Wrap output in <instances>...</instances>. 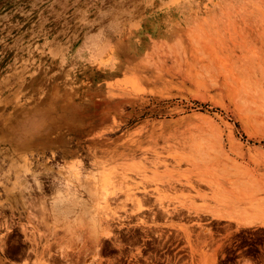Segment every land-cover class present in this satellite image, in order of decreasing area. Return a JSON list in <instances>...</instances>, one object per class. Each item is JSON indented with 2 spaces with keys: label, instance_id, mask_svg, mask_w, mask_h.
<instances>
[{
  "label": "rangeland",
  "instance_id": "1",
  "mask_svg": "<svg viewBox=\"0 0 264 264\" xmlns=\"http://www.w3.org/2000/svg\"><path fill=\"white\" fill-rule=\"evenodd\" d=\"M0 191V264H264V0H0Z\"/></svg>",
  "mask_w": 264,
  "mask_h": 264
},
{
  "label": "bare ground",
  "instance_id": "2",
  "mask_svg": "<svg viewBox=\"0 0 264 264\" xmlns=\"http://www.w3.org/2000/svg\"><path fill=\"white\" fill-rule=\"evenodd\" d=\"M13 155H14V154H13ZM11 159H12V158H11ZM25 159H26V158H25ZM12 160H13V159H12ZM26 160H27V159H26ZM29 162H30V160H29ZM2 164H3V163H2ZM25 164H26V163H25ZM32 164H33V163H32ZM95 164H96V163H95ZM27 165H28V163H27ZM30 165H31V164H30ZM23 166H25V165H23ZM28 166H29V165H28ZM41 166H42V165H41ZM94 166H95V165H94ZM19 167H20V166H19ZM19 167H18V168H19ZM60 167H61V166H60ZM81 167H82V166H81ZM25 168H26V167H25ZM39 168H40V167H39ZM23 169H24V168H23ZM63 169L65 170V168H63ZM69 169H70V168H69ZM70 170H71V169H70ZM20 171H21V170H20ZM20 171H19V172H20ZM29 171H30V169L28 168V169H25L24 172L21 171V172H23V174H22V173H19V172H16V173H18V174H21V175H18L17 178L19 179L22 175L25 174L24 176H22V177L24 178V177L28 174ZM36 171H38V170H36ZM49 171H50V170H49ZM68 171H69V170H68ZM74 171H75V170H74ZM74 171H73V172H74ZM76 171H78V170H76ZM76 171H75V172H76ZM40 172H41V171H40ZM73 172H70V173H73ZM75 172H74V173H75ZM9 173H12V172H9ZM9 173H8V174H9ZM16 173H15V174H16ZM26 173H27V174H26ZM49 173H50V172H49ZM58 173H59V172H58ZM70 173H69V174H70ZM12 174H13V173H12ZM39 174H40V173H39ZM54 175H55V174H54ZM66 175H67V174H66ZM75 175H76V173H75ZM75 175H74V176H75ZM38 176H39V175H38ZM38 176H37V177H38ZM41 176H42V175H41ZM41 176H40V177H41ZM76 176H77V175H76ZM29 177H30V176H29ZM29 177L27 176V178H29ZM31 177H32V176H31ZM44 177H46V176H44ZM44 177H43V178H44ZM55 177H56V176H55ZM59 177H60V176H59ZM7 178H8V177H7ZM25 178H26V177H25ZM56 178H57V177H56ZM56 178H55V180H56ZM60 178H61V177H60ZM76 179H77V178H76ZM52 180H54V179H52ZM61 180H62V179H61ZM78 180H80V179H78ZM78 180H77V181H78ZM17 181H19V180H17ZM21 181H22V179H21ZM28 181H29V179H28ZM28 181H27V182H28ZM62 181H63V180H62ZM62 181H59V182H62ZM32 182H33V178H32V181L30 180L29 183L31 184ZM44 182H45V181H44ZM50 182H51V181H50ZM54 182H55V181H54ZM56 182H58V181L56 180ZM56 182H55V183H56ZM64 182H66V181H64ZM79 182H80V181H79ZM79 182H78V183H79ZM19 183H20V181H19ZM19 183H18V184H19ZM62 183H63V182H62ZM69 183H70V182H69ZM69 183H68L69 186H70V184H73V183H70V184H69ZM1 184H2V183H1ZM5 184H6V182L4 183V185H5ZM7 184H8V183H7ZM34 184H36V183H34ZM56 184H57V183H56ZM79 184H80V183H79ZM79 184H78V185H79ZM66 185H67V182H66ZM1 186H2V185H1ZM45 186H48V185L46 184ZM58 186H59V185H58ZM80 186H81V185H80ZM82 186H83V185H82ZM6 187H7V186H6ZM25 187H26V186H25ZM49 187H50V186H49ZM52 187H53V186H52ZM59 187H61V185H60ZM67 187H68V186H67ZM70 187H71V186H70ZM70 187H69V189L74 190V188H72L73 185H72L71 188H70ZM83 187H84V186H83ZM30 188H33V186H31V187L29 186V189H30ZM34 188H35V187H34ZM50 188H51V187H50ZM50 188H49V189H50ZM55 188H56V187H55ZM61 188H63V187H61ZM61 188H60V189H61ZM13 189H14V188H13ZM13 189H12V190H13ZM22 189H23V187H22ZM27 189H28V188H26V190H27ZM35 189H36V188H35ZM42 189H43V188H42L41 186H39V190H42ZM49 189H48V191H49ZM52 189H53V188H52ZM63 189H64V188H63ZM65 189H67V188H65ZM81 189H82V187H81ZM46 190H47V189H46ZM46 190H44V191H46ZM75 190H76V188H75ZM83 190H84V189H83ZM3 191H4V190H3ZM22 191H23V190H22ZM29 191H32V190H29ZM33 191H34V190H33ZM53 191H56V190L53 189ZM67 191H68V190H66V192H67ZM84 191H85V190H84ZM1 192H2V191H0V194H2ZM7 192H8V191H7ZM36 192H37V190H36ZM62 192H63V190H58V189H57V195H59L58 193H60V195H63L64 193L62 194ZM71 192H73V191H71ZM75 192H76V191H75ZM79 192H80V191H79ZM45 193H46V192H45ZM76 193H77V192H76ZM8 194H9V193H8ZM67 194H68V193H67ZM69 194H71V193L69 192ZM69 194H68V195H65V196H68V197H69V196H70ZM73 194H74V193H73ZM97 194H98V193H96V194H94V195H97ZM60 195H59V198H58V196H55L56 199L54 200L53 205L50 203V205H52V207H53V210H54V213L56 214V216H58V211L62 210L63 207L65 206V205H64L65 202H69V203H71V204H72V202H75V201H72L73 198H70L72 202H70L69 200H64V199H66V198L63 197V196H60ZM74 195H75V194H74ZM76 195H77V194H76ZM31 196H32V195H31ZM71 196H72V194H71ZM71 196H70V197H71ZM78 196H79V198L81 197V195H77V197H78ZM92 196H93V195H92ZM29 197H30V196H29ZM44 197H46V196H44ZM55 197H54V198H55ZM75 197H76V196H75ZM99 197H100V196H99ZM33 198H34V197H33ZM54 198H53V199H54ZM25 199H26V198H25ZM53 199H52V200H53ZM68 199H69V198H68ZM26 200H27V199H26ZM30 200H31V199H30ZM78 200H79V199H78ZM80 200H81V199H80ZM98 200L100 201V200H102V199H98ZM105 200H106V198H105ZM35 201H36V200H35ZM41 201H42V199L40 200V202H41ZM43 201H44V200H43ZM43 201L41 202V204L43 203ZM38 202H39V201H38ZM28 203H29V202H28ZM28 203H27V204H28ZM32 203L34 204V208L37 206V204H38V206H39V204H40V203H37V204H36V203H34L33 201H32ZM44 203H45V201H44ZM44 203H43V205H44ZM79 203H80V201H79ZM79 203L77 202L76 204L78 205ZM33 204H29V206L32 205V206H30L31 208L29 207L31 210H32ZM41 204H40V205H41ZM10 205H11V204H10ZM10 205H9V206H10ZM15 205H16V204H15ZM43 205H41V207H44V210H46V208H47V207L45 206L46 204H45L44 206H43ZM72 205H75V203L72 204ZM18 206H19V204H18ZM38 206H37V207H38ZM78 206H79V205H78ZM80 206H82V205H80ZM45 207H46V208H45ZM71 207H72V206H71ZM73 207H75V206H73ZM77 209H78V208H77ZM79 209H80V208H79ZM22 210H23V209H22ZM33 210H34V209H33ZM33 210H32V211H33ZM44 210H43V211H44ZM64 210H65V209H64ZM31 213H32V212H31ZM0 215H1V214H0ZM4 217H5V220H6V219H7L6 216H4ZM4 217H2V218H4ZM52 217H53V216H52ZM9 220H10V219H9ZM54 220H55V219H54ZM38 221H39V220H38ZM6 222H7L6 224H8V222H9L8 219L6 220ZM11 222H12V221H11ZM11 222H10V223H11ZM40 222H41V221H40ZM2 223H3V222H2ZM0 225H1V223H0ZM4 226L6 227L5 224H4ZM10 226H11V225H10ZM13 226H14V225H13ZM8 228H9V227H8ZM8 228H6V230H8ZM0 229H1V228H0ZM36 239H37V238H36ZM33 245H35V243H34ZM37 245H38V244H37ZM38 246H39V245H38Z\"/></svg>",
  "mask_w": 264,
  "mask_h": 264
}]
</instances>
